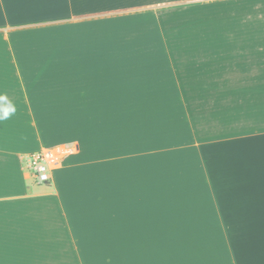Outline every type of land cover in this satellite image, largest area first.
Here are the masks:
<instances>
[{"label":"crops","instance_id":"obj_1","mask_svg":"<svg viewBox=\"0 0 264 264\" xmlns=\"http://www.w3.org/2000/svg\"><path fill=\"white\" fill-rule=\"evenodd\" d=\"M88 1L0 0V264H264L263 0Z\"/></svg>","mask_w":264,"mask_h":264},{"label":"built area","instance_id":"obj_2","mask_svg":"<svg viewBox=\"0 0 264 264\" xmlns=\"http://www.w3.org/2000/svg\"><path fill=\"white\" fill-rule=\"evenodd\" d=\"M75 150L73 146H57L28 154L24 157L26 170L38 185H50L54 182L56 171Z\"/></svg>","mask_w":264,"mask_h":264},{"label":"rangeland","instance_id":"obj_3","mask_svg":"<svg viewBox=\"0 0 264 264\" xmlns=\"http://www.w3.org/2000/svg\"><path fill=\"white\" fill-rule=\"evenodd\" d=\"M91 0L88 1V3L86 4V7L85 9H87V11L85 13H80L79 15V11L78 9L77 10H74V12H76L77 14H73L71 15V22H70V28L72 30V34H75V36H72L71 39L72 41L74 39H77L78 38V33H77V30L79 28V21L80 20H85L84 22H86V28H87V32H90L92 31V28L95 27L96 25L99 26V27H102L104 29H109L107 26L109 25V23L106 24V20L105 19H102V17H99L98 20H95L96 18H92V17H89L90 15H94L95 13H93L94 9H93V4L90 3ZM208 2L209 0H183L182 4L184 5H192V4H199V2ZM263 6H264V0H263ZM153 9H157V8H153ZM79 16H81L80 18H78ZM102 19V20H100ZM100 20V21H99ZM264 20V18H263ZM109 21V20H108ZM56 26V28L58 27H62L63 25V21H54L53 22ZM76 31V32H75ZM75 32V33H73ZM57 37V35H55ZM89 35L86 36V39L87 41H89ZM263 70H264V66H263ZM25 166V169H26V164H24ZM27 174H29L28 170H26Z\"/></svg>","mask_w":264,"mask_h":264},{"label":"clouds","instance_id":"obj_4","mask_svg":"<svg viewBox=\"0 0 264 264\" xmlns=\"http://www.w3.org/2000/svg\"><path fill=\"white\" fill-rule=\"evenodd\" d=\"M0 102H5L3 106H0V121H4L15 114L16 108L11 102L7 101L6 96H0Z\"/></svg>","mask_w":264,"mask_h":264}]
</instances>
